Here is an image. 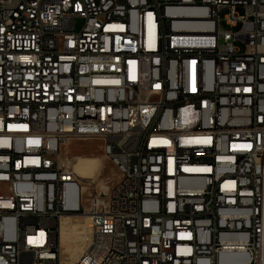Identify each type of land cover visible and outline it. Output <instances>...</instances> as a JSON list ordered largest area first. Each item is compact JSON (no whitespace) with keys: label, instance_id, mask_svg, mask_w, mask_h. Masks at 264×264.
<instances>
[{"label":"built area","instance_id":"1","mask_svg":"<svg viewBox=\"0 0 264 264\" xmlns=\"http://www.w3.org/2000/svg\"><path fill=\"white\" fill-rule=\"evenodd\" d=\"M63 215L73 264H264V0H0V264H62Z\"/></svg>","mask_w":264,"mask_h":264},{"label":"rangeland","instance_id":"2","mask_svg":"<svg viewBox=\"0 0 264 264\" xmlns=\"http://www.w3.org/2000/svg\"><path fill=\"white\" fill-rule=\"evenodd\" d=\"M76 25L80 28L82 20L77 19ZM66 152L72 157H77L75 167L82 180L91 178L96 183H104L103 185L112 184L116 180L117 170L105 157L101 142L73 141ZM73 219H65L61 222L62 226L59 223L57 225L56 238L61 249L62 264H71L75 261L79 251L89 243L91 237L90 234L88 241L85 240V235L88 233L87 223L80 224L75 218Z\"/></svg>","mask_w":264,"mask_h":264},{"label":"bare ground","instance_id":"3","mask_svg":"<svg viewBox=\"0 0 264 264\" xmlns=\"http://www.w3.org/2000/svg\"><path fill=\"white\" fill-rule=\"evenodd\" d=\"M74 170H75V172H76V174L78 175V172H77V170H76V167H75V162H74ZM73 218H75L76 220H77V222L78 223H87V222H85V221H88V217L87 216H85V215H63L62 217H61V219H60V222H59V224L61 225V222L63 221V220H65V219H73ZM74 220V219H73ZM76 222V221H75ZM87 225V224H86ZM62 226V225H61ZM84 231V230H83ZM89 235H90V232L88 231V233L85 235V240H87L88 241V238H89ZM91 238V237H90ZM89 244V243H88ZM87 244V245H88ZM86 245V246H87ZM85 246V247H86ZM85 247H83L80 251H79V253H78V255H77V258H78V256L81 254V252L85 249ZM76 258V259H77ZM75 259V260H76ZM75 261H73L71 264H73ZM20 264H27V262H20Z\"/></svg>","mask_w":264,"mask_h":264},{"label":"crops","instance_id":"4","mask_svg":"<svg viewBox=\"0 0 264 264\" xmlns=\"http://www.w3.org/2000/svg\"><path fill=\"white\" fill-rule=\"evenodd\" d=\"M81 245H82V244H81ZM81 245H80V247H81ZM80 247H79V248H80ZM79 248H78V249H79ZM78 249L76 250V252L78 251Z\"/></svg>","mask_w":264,"mask_h":264}]
</instances>
